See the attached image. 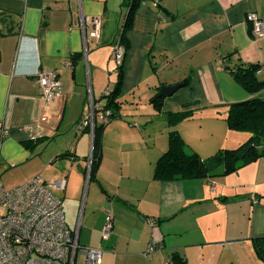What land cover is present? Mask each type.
Masks as SVG:
<instances>
[{"label": "crops", "instance_id": "obj_1", "mask_svg": "<svg viewBox=\"0 0 264 264\" xmlns=\"http://www.w3.org/2000/svg\"><path fill=\"white\" fill-rule=\"evenodd\" d=\"M123 2L0 0V188L35 176L65 181L51 192L77 233L73 264H86L83 249H99L100 264H179L174 255L181 264H264L253 246L264 238V157L224 177L154 178L170 131L204 160L247 139L227 129L228 107L264 101V88L249 94L225 68L242 62L264 69V38L246 20L251 13L264 21V0H139L120 44ZM90 19L100 23L96 40L82 35ZM116 43L125 48L117 116L96 120L105 125L92 169L90 131L77 125L90 100L106 105L117 80ZM44 71L58 75L57 103L41 96ZM176 84L183 86L158 96ZM175 114L184 117L173 124ZM39 120L42 137L29 141L26 128Z\"/></svg>", "mask_w": 264, "mask_h": 264}, {"label": "built area", "instance_id": "obj_2", "mask_svg": "<svg viewBox=\"0 0 264 264\" xmlns=\"http://www.w3.org/2000/svg\"><path fill=\"white\" fill-rule=\"evenodd\" d=\"M254 37L264 38V21L254 14H247ZM83 25L82 35L98 39L100 23L90 19ZM85 30V31H84ZM124 50L116 43L112 51L115 65L120 66ZM41 96L49 104L57 103L61 97V84L55 72L44 71L38 74ZM110 111H102V106L89 101V112L81 119V127L89 129L91 137L95 120L108 121ZM42 120L26 130L31 134L29 141L41 139ZM64 180L45 184L38 176L25 184L4 190L0 188V264H73V255L78 250L77 233L67 228L61 202L51 192L63 190ZM112 219L106 218L103 237L111 230ZM153 250L150 243L146 253ZM86 264H100L99 249H83Z\"/></svg>", "mask_w": 264, "mask_h": 264}, {"label": "trees", "instance_id": "obj_3", "mask_svg": "<svg viewBox=\"0 0 264 264\" xmlns=\"http://www.w3.org/2000/svg\"><path fill=\"white\" fill-rule=\"evenodd\" d=\"M139 0H124L123 7L127 12L123 17L122 32L119 43H124L123 30L131 22L132 14L137 7ZM125 54V48H124ZM124 56V55H123ZM121 64L117 67V80L111 93L107 95L106 105L102 111H110L109 121L116 118V99L122 80ZM263 68L257 64H245L237 62L233 67H226L225 70L249 94H255L264 88V78L260 79L259 73ZM264 70V69H263ZM161 100L155 97V102ZM183 114L173 115L172 123L183 118ZM172 118V117H171ZM227 129L230 131L244 132L248 134L247 139L234 149H223L216 152L208 159H201L196 153L190 151L176 131H170L167 139V149L159 157L154 166V178L164 180H190L206 179L212 177H224L235 173L243 166L255 162L264 157L263 131H264V101L250 99L244 102L234 103L228 107L225 118ZM81 121H78V128H81ZM105 123L94 122L92 133V169L95 168L99 158V135ZM82 131L88 129L83 127ZM63 155H66L64 153ZM254 251L257 257L264 263V238L253 239ZM173 261L181 264L178 256L172 257Z\"/></svg>", "mask_w": 264, "mask_h": 264}, {"label": "water", "instance_id": "obj_4", "mask_svg": "<svg viewBox=\"0 0 264 264\" xmlns=\"http://www.w3.org/2000/svg\"><path fill=\"white\" fill-rule=\"evenodd\" d=\"M146 6V2H142L140 3V7L138 9L137 12H140L142 10V8ZM183 84H176V85H171V86H167V87H162L160 89V92L158 94L159 97H169L171 96L178 88L182 87ZM76 240H77V237H76ZM78 250H76L74 252V255H73V262H74V257H75V254L77 253ZM84 253V252H83ZM85 255V254H84Z\"/></svg>", "mask_w": 264, "mask_h": 264}, {"label": "rangeland", "instance_id": "obj_5", "mask_svg": "<svg viewBox=\"0 0 264 264\" xmlns=\"http://www.w3.org/2000/svg\"><path fill=\"white\" fill-rule=\"evenodd\" d=\"M165 87H167V86H165ZM162 88V87H161ZM131 108L132 107H130V105H127V104H125V105H123V111L122 112H124V113H128V114H130L131 112H132V110H131ZM144 108L145 107H143V105H138V106H136V109H138L139 111L141 110V111H143L144 110ZM51 142V141H50ZM50 142H48V143H43L44 145H38V147L36 148V149H38L39 147H43V146H45L46 144H49ZM51 147V146H50ZM50 149V148H49ZM49 151V150H48ZM53 184V183H52Z\"/></svg>", "mask_w": 264, "mask_h": 264}]
</instances>
